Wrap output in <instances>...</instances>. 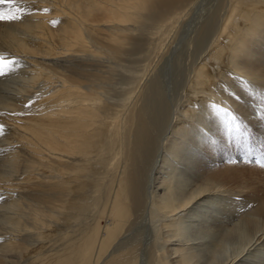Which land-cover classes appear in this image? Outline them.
Segmentation results:
<instances>
[{
  "label": "bare ground",
  "instance_id": "1",
  "mask_svg": "<svg viewBox=\"0 0 264 264\" xmlns=\"http://www.w3.org/2000/svg\"><path fill=\"white\" fill-rule=\"evenodd\" d=\"M213 3L17 0L0 21L18 61L0 76V264L33 236L52 245L31 264H264V0ZM27 193L49 210L17 215Z\"/></svg>",
  "mask_w": 264,
  "mask_h": 264
},
{
  "label": "rangeland",
  "instance_id": "2",
  "mask_svg": "<svg viewBox=\"0 0 264 264\" xmlns=\"http://www.w3.org/2000/svg\"><path fill=\"white\" fill-rule=\"evenodd\" d=\"M216 3V0H214V3L213 4H215ZM189 23V22H188ZM176 47V48H175ZM173 48H174V51L170 54V56L172 55V54H174L175 53V55H177L178 57L176 58V62H175V65L176 66H174L173 68V70H172V72H170V75H166L165 73L163 74V77H162V79H163V81H164V88H165V90H166V93H168V95H173V91H174V89L176 88V86H177V84H178V82H179V80L181 79L180 78V72H181V63H182V60H184V58H186L187 56H189V51L187 52V50H182V44L181 45H174L173 46ZM172 48V49H173ZM178 48V49H177ZM184 53H183V52ZM181 54V55H180ZM182 54H183V56H182ZM185 55H186V57H185ZM167 60H168V57L163 61V65H162V67H163V69H164V66L166 65V63H167ZM257 63V62H256ZM180 64V65H179ZM172 73V74H171ZM172 75V76H171ZM177 76V77H176ZM176 77V78H175ZM175 78V79H174ZM168 79V80H167ZM169 79H170V81H169ZM170 82V83H169ZM174 86H175V88H174ZM169 87V88H168ZM168 89V90H167ZM177 89V88H176ZM172 91V92H171ZM170 92V93H169ZM169 98V97H168ZM173 100H174V98H172ZM224 107L225 108H227L228 109V104H224ZM229 110H231V109H229ZM234 114H235V116H236V119L238 120V124H240V125H244L245 124V122L243 121V118L242 117H240L239 115H237V113L236 112H233ZM243 132H245L246 133V135L245 136H249V134H250V132L246 129V128H244L243 129ZM254 142H256L255 144H257L256 145V149H257V152H258V154L261 156V158L263 157L264 158V142H261V140H256V141H254ZM262 158V159H263ZM257 160H259L258 161V164H260L259 166L261 167H264L263 165H264V163H261L262 161L260 160V159H256V161ZM264 161V160H263ZM257 164V165H258ZM263 164V165H262ZM264 169V168H263ZM11 177V175L10 176H8V177H6L5 179H7V178H10ZM44 193H46V194H48L49 192H44ZM32 198H33V196L31 195V194H29V193H27V194H24L23 195V198L21 199V201H23L25 204H26V207H24V208H21V209H19L18 211H17V215L18 214H21L22 212H26V213H28L29 214V211H32V209H33V211L31 212V214H35V213H39V212H46L47 210H49V209H41L40 208V205H36V204H34L33 202H32ZM46 205H47V207L49 206V201L47 202V203H45ZM30 208H32V209H30ZM48 222V221H47ZM148 223V222H147ZM149 223H150V221H149ZM142 224V225H141ZM144 225H145V220L143 221V219H141L140 220V222H139V224L137 225V226H134L133 227V229L132 230H130V232H127V235L126 236H128V237H125V239H123V241L122 242H128V241H130L133 237L132 236H135L136 234V232L138 231V228L140 227V228H143L144 227ZM137 228V229H136ZM134 231V232H133ZM7 232H10V230L9 231H7ZM130 233V235H128ZM124 235V236H125ZM132 235V236H131ZM123 236V237H124ZM132 237V238H131ZM26 242H27V244H28V246H27V250H26V254L25 255H22V256H19L18 254L15 256V261H17V263L18 264H31L32 263V260H30V258L33 256V257H35V256H37L38 255V253H39V249H41V248H43V250H45L46 248H48V247H51V245H52V243L50 242H46V245L43 247V245H42V243H43V240L42 239H39V237L38 236H33V237H30L29 239H27L26 240ZM121 242V243H122ZM123 243V244H124ZM118 247H120L119 246V243H117V248ZM230 249V248H229ZM228 249V250H229ZM230 252L232 253L233 251H231L230 250ZM229 252H227V254H228ZM225 254V253H224ZM19 258H18V257ZM262 258H264V255L262 254Z\"/></svg>",
  "mask_w": 264,
  "mask_h": 264
},
{
  "label": "snow or ice",
  "instance_id": "3",
  "mask_svg": "<svg viewBox=\"0 0 264 264\" xmlns=\"http://www.w3.org/2000/svg\"><path fill=\"white\" fill-rule=\"evenodd\" d=\"M0 7H6L7 11L0 10V21L12 22L21 19V9L17 6V0H0ZM45 13L48 11L44 10ZM58 22H53L54 26ZM18 61L5 57L0 53V76L12 72ZM3 125H0V133H3Z\"/></svg>",
  "mask_w": 264,
  "mask_h": 264
}]
</instances>
